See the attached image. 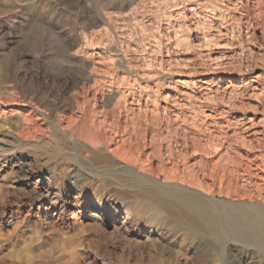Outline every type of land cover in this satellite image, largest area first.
Returning <instances> with one entry per match:
<instances>
[{"label":"rangeland","instance_id":"rangeland-1","mask_svg":"<svg viewBox=\"0 0 264 264\" xmlns=\"http://www.w3.org/2000/svg\"><path fill=\"white\" fill-rule=\"evenodd\" d=\"M259 89L264 0H0V264H264L165 212L264 234Z\"/></svg>","mask_w":264,"mask_h":264},{"label":"bare ground","instance_id":"bare-ground-1","mask_svg":"<svg viewBox=\"0 0 264 264\" xmlns=\"http://www.w3.org/2000/svg\"><path fill=\"white\" fill-rule=\"evenodd\" d=\"M264 93V90L259 89L258 95H262ZM1 144V143H0ZM120 180V179H118ZM124 181L125 180H120ZM131 183V182H128ZM130 185V184H129ZM133 184H131V187ZM135 186V185H134ZM148 188V187H147ZM141 190V189H140ZM45 191V190H44ZM110 191V190H109ZM145 191V192H144ZM141 190V193H139V197L143 198H154L155 194L154 191H150L149 189ZM199 191V190H198ZM172 193V192H171ZM110 194V193H109ZM164 194V192H163ZM167 194V193H166ZM203 194L202 192H196L188 197H172V200H174L176 203H179L178 207H172L169 206L168 209H166V220L167 225H178L179 227L185 228L187 233L196 234L200 236L201 238H207L208 240H213L216 242L220 247L224 245L226 240L228 239L229 235H234V239L237 242H240L242 244H264V234H262V231L257 226L252 227H243L237 220V218L234 216V212H229L226 216V225L227 229H223L218 224V216H213V214H209L207 211V205L204 203V201L199 198ZM118 195V194H117ZM169 195V194H168ZM167 195V196H168ZM173 195V194H172ZM97 196V195H96ZM111 197V196H110ZM113 197V195H112ZM157 197V196H156ZM171 197V196H170ZM117 198V197H116ZM122 198H127L125 196H122ZM130 198V197H129ZM159 197H157L158 199ZM160 199V198H159ZM105 201V200H103ZM142 201V200H141ZM213 201V200H212ZM168 202V201H167ZM173 202V201H172ZM151 204V203H149ZM174 204V203H173ZM103 209L106 208V204H99ZM121 204L115 203V205H112V208L115 212H117L120 208ZM149 206V205H148ZM164 206V205H160ZM97 208L96 206H94ZM146 208V205H145ZM92 209V208H91ZM125 214H128L126 208H122ZM152 210V209H151ZM150 210V211H151ZM160 210H158L159 212ZM122 212V211H121ZM132 212V211H131ZM156 212V211H155ZM257 213L258 215L262 216L264 218V207L257 208L255 211L251 210L249 207H243L242 213L243 214H249V213ZM104 213V212H103ZM139 213V212H138ZM93 214V213H92ZM137 214V213H135ZM99 215V214H98ZM109 215V214H108ZM117 215V214H116ZM119 215V214H118ZM134 215V214H133ZM217 215V214H216ZM257 215V216H258ZM100 216V215H99ZM141 216V215H140ZM164 216V215H163ZM93 217V215H92ZM107 217V216H106ZM117 217V216H116ZM115 217V218H116ZM150 217V216H149ZM222 217V216H221ZM261 217V218H262ZM132 218V217H130ZM259 218V217H258ZM109 219V218H108ZM221 219V218H220ZM248 219V218H247ZM261 221V220H260ZM155 223V221H154ZM254 223V222H253ZM165 224V223H164ZM260 224V223H259ZM262 225V224H261ZM158 226V225H157ZM260 226V225H259ZM156 227V225H155ZM160 230V229H159ZM162 230V229H161ZM264 232V231H263ZM152 233V232H151ZM171 233V232H170ZM170 235V234H169ZM174 235V234H173ZM164 236V235H162ZM157 237V236H156ZM158 238V237H157ZM165 238V237H164ZM187 238V237H185ZM156 240V239H154ZM189 240V239H188ZM161 241V240H160ZM252 246V245H250ZM219 247V248H220ZM254 247V246H253ZM258 248V247H257ZM164 251V250H163ZM161 252V251H159ZM158 252V253H159ZM221 255H223V252L221 250L219 251ZM162 253V252H161ZM157 256V255H155ZM165 257V256H164ZM162 258V257H161ZM160 258V259H161ZM166 258V257H165ZM155 259V258H153ZM164 259V258H163ZM137 260V259H136ZM150 260H152L150 258ZM156 260V259H155ZM154 260V261H155ZM166 260V259H165ZM170 261V260H169ZM136 262V261H135ZM151 262V261H150ZM147 264H151V263ZM163 262V261H162ZM162 262H152V264H163ZM171 262V261H170ZM138 263V262H137ZM140 263V262H139ZM165 264V263H164ZM171 264V263H169Z\"/></svg>","mask_w":264,"mask_h":264}]
</instances>
